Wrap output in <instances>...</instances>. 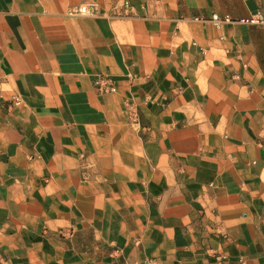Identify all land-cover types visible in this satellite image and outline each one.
<instances>
[{
	"label": "crops",
	"instance_id": "crops-1",
	"mask_svg": "<svg viewBox=\"0 0 264 264\" xmlns=\"http://www.w3.org/2000/svg\"><path fill=\"white\" fill-rule=\"evenodd\" d=\"M253 15L264 0H0V264H264Z\"/></svg>",
	"mask_w": 264,
	"mask_h": 264
},
{
	"label": "built area",
	"instance_id": "built-area-1",
	"mask_svg": "<svg viewBox=\"0 0 264 264\" xmlns=\"http://www.w3.org/2000/svg\"><path fill=\"white\" fill-rule=\"evenodd\" d=\"M95 13V8L94 5L92 4H80L77 5L75 7H72L70 9H68L67 14L70 16H90L93 15ZM225 21H230L231 19H229V17L224 18ZM213 21L218 24L220 22V20L218 19V17H214ZM239 22L241 23H250V24H264V19L259 16V15H253L249 18H241L238 19ZM97 87L100 89L102 87V85H100V83H96ZM113 90V88H111ZM20 104V98L18 96H12L10 98V102L9 105H18Z\"/></svg>",
	"mask_w": 264,
	"mask_h": 264
}]
</instances>
